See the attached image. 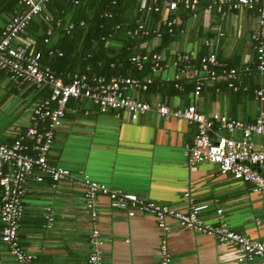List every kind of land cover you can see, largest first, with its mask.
Listing matches in <instances>:
<instances>
[{
  "label": "crops",
  "instance_id": "obj_1",
  "mask_svg": "<svg viewBox=\"0 0 264 264\" xmlns=\"http://www.w3.org/2000/svg\"><path fill=\"white\" fill-rule=\"evenodd\" d=\"M178 12L174 14L172 39L159 52L167 69L153 74L148 91L129 93L170 107L194 104L204 114L218 112L245 122L264 116V101L253 92L264 87V74L254 70L256 52L251 33L257 28L256 11L241 8L220 14L199 7L195 12ZM168 13L162 10V14ZM4 21L0 18L1 27ZM21 39L26 44L32 42L27 37ZM159 42L158 34L140 46L152 51ZM187 51L193 52L192 66H197L200 55L214 52L220 64L238 70V90L231 89L227 79L220 77L205 82L199 95H194V80L188 70L182 73L183 89L172 86L177 72L172 64L174 54ZM76 65H69L73 70L68 67L56 73L66 76L79 71ZM245 66L251 70L244 72ZM44 86L14 82L0 70V144L10 143L31 125V108L45 99ZM195 134L196 126L183 118H162L146 112L131 120L125 110H101L88 99H69L47 162L68 168L72 176L61 181L57 189L51 188L48 176L41 181L29 177L19 243L36 255L39 264H87L88 236L96 226L104 264H159L164 236L169 264H238L234 244L219 243L213 235L184 228L172 218H167L170 229L165 232L153 215L129 217L99 197L98 216L93 222L84 204L83 188L77 180L81 174L180 210L186 205L184 194L188 193L194 203L208 205L201 213L205 221L215 223L216 209L221 208L231 229L264 240V200L250 183L220 173L207 161L186 165L187 148ZM1 192L0 187V198ZM44 207L53 212L50 224ZM2 226L0 221V232ZM0 261L19 264L2 241ZM254 264H264V256L255 258Z\"/></svg>",
  "mask_w": 264,
  "mask_h": 264
},
{
  "label": "built area",
  "instance_id": "obj_2",
  "mask_svg": "<svg viewBox=\"0 0 264 264\" xmlns=\"http://www.w3.org/2000/svg\"><path fill=\"white\" fill-rule=\"evenodd\" d=\"M23 9L11 16L2 26L0 34V69L4 70L9 79L23 83L28 82L36 87L49 85L51 94L48 98L36 103L31 108L32 123L26 130L15 137L10 143L0 144V221L3 223L0 232V241L5 243L13 260L19 264H39L36 255L26 250L19 243L18 229L24 212L23 197L27 192L28 179L33 176L37 181L48 176L52 189H57L61 181L71 178L68 168L47 162L56 128L65 115V107L69 99H88L98 105L101 110H125L131 120L140 114L153 112L162 118H183L196 126V134L186 152V165L207 161L215 164L220 173L230 174L233 178L248 182L252 190L259 193L264 200V116L258 115L251 122H245L234 117L213 112L204 114L196 105L188 104L185 107H170L163 102L150 103L131 95V90L145 91L153 78L150 76L134 77L115 75L109 78L104 75L88 76L85 73H70L59 75L49 65L40 61V52L28 49L27 45H19L20 33L27 24L40 15L44 5L49 0H19ZM141 6L148 11L162 12L175 11L179 5L195 12L200 0H140ZM241 8L252 9L257 14V28L251 33L256 52L254 70L264 74V0H205V11H215L225 14ZM104 15H110L105 12ZM44 19L51 21L52 17L44 15ZM175 17L165 19L163 23L171 27ZM60 23V19H56ZM73 27V23L66 25V31ZM143 30V24H138L127 34L134 37ZM51 33L48 28L46 34ZM207 42V41H206ZM53 53V51H49ZM61 55V53H58ZM192 51L176 52L172 64L177 72L173 76L174 87L183 89L182 73L191 72L194 80V95H199L205 82H215L218 78L227 79V84L234 91L239 86L235 80L239 71L227 67L217 61L214 52L203 54L199 58L198 66H192L190 60ZM146 54H135L130 61L138 68H143ZM152 71L167 69L159 53H152ZM245 66L243 71L249 72ZM254 95L264 101V87L255 88ZM29 142V143H27ZM83 188V199L90 219L95 222L98 216L96 200L99 197L107 199L111 208L123 211L131 217L137 214H151L157 225L163 231H169L167 218H172L184 228L195 232L213 235L219 243H232L238 251V264H254V259L264 256V240L251 239L231 229L223 216L221 208L216 209L218 219L215 223L207 222L201 213L207 209L206 203H194L188 193L184 194L186 205L184 209H176L160 201L141 197L134 192L111 187L103 182L94 180L86 174L78 177ZM49 224L53 220V212L44 207ZM167 240L160 241L159 264H169L170 254L167 249ZM88 243L90 251L87 264H104L103 255L99 248L101 243L100 231L93 226ZM0 264H4L0 261Z\"/></svg>",
  "mask_w": 264,
  "mask_h": 264
},
{
  "label": "trees",
  "instance_id": "obj_3",
  "mask_svg": "<svg viewBox=\"0 0 264 264\" xmlns=\"http://www.w3.org/2000/svg\"><path fill=\"white\" fill-rule=\"evenodd\" d=\"M204 6L205 0H200L197 9L200 7L203 10ZM23 7L19 0H0V18L5 23ZM179 9L191 12L179 5L175 11H169L165 15L146 10L141 6L140 0H49L40 15L34 17L20 33L21 38L27 37L32 42L26 44L18 41L16 44L27 45L28 49L39 51L41 63L49 65L55 72H62L68 67L73 70L69 65L76 63L79 69L76 72L88 76L153 78L152 53H159L163 46L168 45L174 33V24L169 27L163 21L174 17ZM105 12L110 15H104ZM46 14L52 17L51 21L44 19ZM56 19H60V23H56ZM69 22L73 23V27L66 31ZM138 24H143V30H147V33L139 30L134 37L127 34L128 30H133ZM48 28H51L49 35L46 34ZM1 29L0 26V34ZM158 34L160 42L155 49L143 50L141 43ZM138 53L148 55L143 61L142 69H138L130 61L131 56ZM191 61L192 59L190 64ZM171 85L174 86L173 81ZM43 89L44 98L49 97L51 87L45 85Z\"/></svg>",
  "mask_w": 264,
  "mask_h": 264
}]
</instances>
